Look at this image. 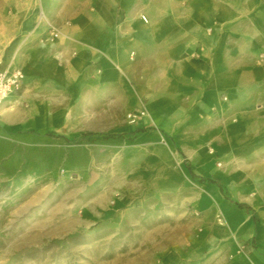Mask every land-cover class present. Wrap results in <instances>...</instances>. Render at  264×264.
I'll return each instance as SVG.
<instances>
[{
    "label": "crops",
    "instance_id": "crops-1",
    "mask_svg": "<svg viewBox=\"0 0 264 264\" xmlns=\"http://www.w3.org/2000/svg\"><path fill=\"white\" fill-rule=\"evenodd\" d=\"M20 9L19 33L0 47V71L23 72L0 106V166L53 173L92 146H144L171 162L174 142L222 218L212 209L194 234L185 225L180 264H264V63L251 64L264 54V0H25ZM140 107L147 115L130 123Z\"/></svg>",
    "mask_w": 264,
    "mask_h": 264
},
{
    "label": "rangeland",
    "instance_id": "rangeland-1",
    "mask_svg": "<svg viewBox=\"0 0 264 264\" xmlns=\"http://www.w3.org/2000/svg\"><path fill=\"white\" fill-rule=\"evenodd\" d=\"M24 4L0 0V47L19 33ZM263 63L260 54L251 64ZM170 148L171 162L144 146H92L53 173L0 166V264H180L185 225L194 234L212 209L222 218L209 186L187 173L181 148ZM220 192L233 201L225 185ZM126 194L131 200L116 206Z\"/></svg>",
    "mask_w": 264,
    "mask_h": 264
},
{
    "label": "built area",
    "instance_id": "built-area-1",
    "mask_svg": "<svg viewBox=\"0 0 264 264\" xmlns=\"http://www.w3.org/2000/svg\"><path fill=\"white\" fill-rule=\"evenodd\" d=\"M49 31L51 36H56L59 33L57 27L53 25H50ZM22 79L23 72L18 68L0 71V106L11 91L20 87ZM146 115L147 111L141 108L137 113L129 112L126 116L130 123H136L139 118Z\"/></svg>",
    "mask_w": 264,
    "mask_h": 264
},
{
    "label": "trees",
    "instance_id": "trees-1",
    "mask_svg": "<svg viewBox=\"0 0 264 264\" xmlns=\"http://www.w3.org/2000/svg\"><path fill=\"white\" fill-rule=\"evenodd\" d=\"M189 167V166H188ZM237 205L239 206V207H244V206H246L245 204H243V203H237Z\"/></svg>",
    "mask_w": 264,
    "mask_h": 264
}]
</instances>
